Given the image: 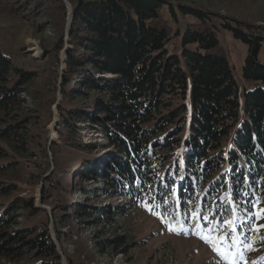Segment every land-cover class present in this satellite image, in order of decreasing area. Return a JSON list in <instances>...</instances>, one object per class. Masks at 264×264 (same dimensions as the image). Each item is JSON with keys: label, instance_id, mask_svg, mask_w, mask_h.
<instances>
[{"label": "trees", "instance_id": "16d2710c", "mask_svg": "<svg viewBox=\"0 0 264 264\" xmlns=\"http://www.w3.org/2000/svg\"><path fill=\"white\" fill-rule=\"evenodd\" d=\"M68 1V46L64 0H25L19 7L34 4L33 14L40 16L45 6H60L63 25L55 46L57 52L67 46V68L58 104L60 141L53 142V152L63 143L86 153L75 175L95 182L80 191L77 203L54 208H64L65 220L74 214L89 219L98 190L152 210L161 198L158 213L183 224L181 233L193 234L191 226L199 222L218 233L228 230L230 240L235 233L249 247L243 262L248 261L264 249V238L257 236L259 227L264 231V63L259 59L264 26L201 6L175 7L168 0ZM166 8L177 21L180 13L193 17L182 36L164 16ZM221 28L248 46L242 73L249 86H240L234 76L218 36ZM178 35L179 51L171 50ZM35 78L0 48V198H6L0 201V257L14 264H64L47 211L8 181L19 180L26 162L47 155L50 141L31 135L30 117L20 113L21 94ZM81 125L95 129L102 143L84 142ZM95 150L107 154L100 168ZM42 168L41 176L51 169L49 163ZM54 174L44 179V204L59 191L67 198L71 194ZM183 196L195 199L189 203ZM119 212L124 215L111 209L105 218L113 220ZM127 240L118 235L110 247L121 250ZM107 241L99 244L105 247ZM67 262L76 264L70 257Z\"/></svg>", "mask_w": 264, "mask_h": 264}, {"label": "rangeland", "instance_id": "374dc122", "mask_svg": "<svg viewBox=\"0 0 264 264\" xmlns=\"http://www.w3.org/2000/svg\"><path fill=\"white\" fill-rule=\"evenodd\" d=\"M24 1H0V48L4 54L13 57L19 69L35 73V80L26 85L27 90L21 94L23 105L20 113L23 117H30L28 128L31 135L41 134L44 143L46 139L50 142L46 147L47 155L37 157L33 163L26 162L19 169L21 171L18 175L19 180L17 178L8 181L18 183L26 195H33L37 207L47 211L50 234L64 262L68 264L67 257H70L76 264H264L262 248L257 249L255 255H249L248 261L243 262L244 256L250 249L240 242L242 239L235 233L230 240L228 230L218 233L212 226L205 228L204 224L199 222L198 225L191 226L194 228L193 234L181 233V227H185L183 224L166 220V216L158 213L157 208L164 205V200L161 198L157 200V208L149 210L150 207L135 203L127 197L111 196L98 190V196L92 197V218H80L75 214L70 220L62 217L61 210L64 208L56 209L54 206L61 207L64 203H77L82 197L80 191L87 185L95 184V182L92 183L93 180H87L79 175L81 173L79 164H82L80 162L82 158L87 157L86 153L61 143L58 153L55 154L52 145L53 142L60 141L57 131L61 122L58 104L63 102V73L67 68L68 27L70 28L72 17L68 3L70 5L71 3L64 0L67 4L64 26V41L67 46L57 52L55 44L58 28L63 25L60 18L62 13L60 6L47 5L46 10L40 11V16H36L33 14L34 4L27 9L19 8ZM168 1L175 7L180 4L191 7L201 6L264 26V0ZM164 16L175 31L180 29L181 36L187 28V23L193 21V17L184 16L181 13L180 21L175 20L168 8L165 9ZM181 36L178 35L173 40L170 45L171 50L179 49ZM218 36L227 49L228 59L239 85L249 86L242 73L248 55L247 44L235 38L231 31L223 28ZM259 59L264 63V44ZM16 78L14 76V79ZM53 98L55 100L51 102ZM81 128L84 142L91 140L94 143H102V137L95 129H87L85 125H81ZM45 133L48 134L47 138ZM92 156L96 157V168H100L107 154L102 150H95ZM48 163L51 169L41 176L42 167ZM75 168H78L77 172L73 171ZM32 172L41 177H33ZM53 173H55L54 179L63 181V187L71 194L67 198L68 193L64 196L59 191L44 204L43 182ZM76 173H79V176H76ZM2 180L4 177H0V181ZM182 198L186 202L190 199L189 203L195 199L191 196ZM5 199L0 198V201ZM111 209L124 210V215L119 212L120 214L118 213L113 220L106 219L105 217H110ZM102 210L107 212L102 214L104 212ZM21 219L24 221V218ZM169 225L175 230H169ZM118 235H123L128 240L127 246L117 251L110 245L112 239ZM257 236L264 238V231H260V227ZM106 240H109L108 243L102 247L99 243ZM217 248L220 250L217 251ZM0 264L14 263L0 257Z\"/></svg>", "mask_w": 264, "mask_h": 264}, {"label": "snow or ice", "instance_id": "6c2138e0", "mask_svg": "<svg viewBox=\"0 0 264 264\" xmlns=\"http://www.w3.org/2000/svg\"><path fill=\"white\" fill-rule=\"evenodd\" d=\"M149 210H151V208L149 209ZM161 219L163 220V217H161ZM205 219H207L206 217H205ZM169 230H175L174 228H172V226L171 225H169ZM217 251H219L220 249L219 248H217L216 249Z\"/></svg>", "mask_w": 264, "mask_h": 264}, {"label": "water", "instance_id": "95a60500", "mask_svg": "<svg viewBox=\"0 0 264 264\" xmlns=\"http://www.w3.org/2000/svg\"><path fill=\"white\" fill-rule=\"evenodd\" d=\"M68 5H69V10H70L69 13L72 15V6L69 3H68ZM68 32H69V27H68ZM64 263L67 264L66 261Z\"/></svg>", "mask_w": 264, "mask_h": 264}]
</instances>
